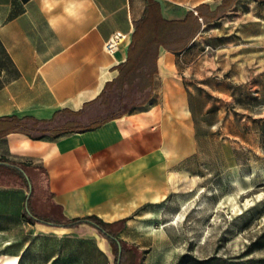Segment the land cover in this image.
<instances>
[{"label": "crops", "instance_id": "obj_1", "mask_svg": "<svg viewBox=\"0 0 264 264\" xmlns=\"http://www.w3.org/2000/svg\"><path fill=\"white\" fill-rule=\"evenodd\" d=\"M224 4L0 0V119L49 121L59 113L61 122L69 119L60 113L70 112L87 127L111 117L56 139L20 132L0 137V159L21 168L31 183L29 190L12 176V184H0V256L18 257V264L36 255L57 257L62 234L92 229L108 243L85 220L90 216L110 224L127 248L141 250L150 215L171 192V169L195 149V108L183 83L205 78L195 59L205 32L232 7ZM114 33L125 38L110 55L103 44ZM132 40L136 55H158L154 64L127 63ZM117 84L144 91L142 104L109 115V91ZM42 194L57 214L42 206ZM74 219L79 225L69 223Z\"/></svg>", "mask_w": 264, "mask_h": 264}, {"label": "rangeland", "instance_id": "obj_2", "mask_svg": "<svg viewBox=\"0 0 264 264\" xmlns=\"http://www.w3.org/2000/svg\"><path fill=\"white\" fill-rule=\"evenodd\" d=\"M213 24L203 53L194 56L205 78L183 83L195 108V149L171 169V192L143 231L140 264H264V4L239 0ZM144 97L136 86L117 84L108 114ZM41 200L58 213L44 194ZM35 204L32 198L26 207ZM70 235L60 236L57 257H25L26 263L113 264L96 230ZM18 262L0 256V264Z\"/></svg>", "mask_w": 264, "mask_h": 264}, {"label": "trees", "instance_id": "obj_3", "mask_svg": "<svg viewBox=\"0 0 264 264\" xmlns=\"http://www.w3.org/2000/svg\"><path fill=\"white\" fill-rule=\"evenodd\" d=\"M224 1L225 7H231L236 2V0ZM254 1L259 4H264V0ZM157 56V54L143 52L136 55L135 43L132 40V43L129 46L127 63L130 64L137 62L141 58H146L148 59L147 61L154 64ZM135 57L137 58L135 59ZM60 114L65 115L69 120L56 122L55 118L59 115V113H56L49 121H39L33 118L19 119L16 117L0 119V137L9 132H20L26 134L31 139H56L61 135L70 132L86 131L111 118H101L98 120V122L95 121L91 125L83 127L77 120L79 113L62 112ZM5 163L8 162L0 159V184H12L13 182L11 183L10 177L15 176L17 179H19V181L22 182L23 186L29 189L31 183L26 179V177L15 167L7 166ZM23 216L27 221L32 222V219L27 215V212L24 213ZM85 220H88L90 223H92L94 228H100L101 231H99V233L108 241L111 251L114 255L113 264H140V257H138L140 251L135 248H127L121 240L115 239L114 233L109 228L110 224L104 223L95 216L87 217ZM80 221V219H74L69 221V223L74 222L79 225Z\"/></svg>", "mask_w": 264, "mask_h": 264}, {"label": "built area", "instance_id": "obj_4", "mask_svg": "<svg viewBox=\"0 0 264 264\" xmlns=\"http://www.w3.org/2000/svg\"><path fill=\"white\" fill-rule=\"evenodd\" d=\"M125 36L120 33H114L103 44V50L108 54H113L118 50L120 43L124 40Z\"/></svg>", "mask_w": 264, "mask_h": 264}, {"label": "water", "instance_id": "obj_5", "mask_svg": "<svg viewBox=\"0 0 264 264\" xmlns=\"http://www.w3.org/2000/svg\"><path fill=\"white\" fill-rule=\"evenodd\" d=\"M19 171H21L22 173H24L23 171H22V169L21 168H17Z\"/></svg>", "mask_w": 264, "mask_h": 264}]
</instances>
